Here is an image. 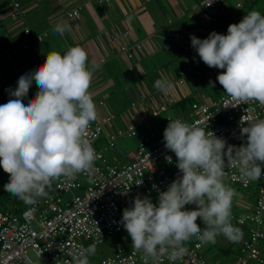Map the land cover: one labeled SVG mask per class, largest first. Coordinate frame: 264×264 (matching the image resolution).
Instances as JSON below:
<instances>
[{"label":"clouds","instance_id":"obj_1","mask_svg":"<svg viewBox=\"0 0 264 264\" xmlns=\"http://www.w3.org/2000/svg\"><path fill=\"white\" fill-rule=\"evenodd\" d=\"M213 2L208 0L205 6ZM68 31L71 25L63 21L52 28L59 35ZM190 40L204 64L223 70L216 80L228 96L238 103L255 101L264 106L261 12H248L239 23L228 26L226 35L212 31L204 39L192 35ZM87 61L88 55L79 45L69 47L63 55L52 51L42 65L18 78L15 90H9L11 98L0 104V168L9 177L3 188L27 204L46 197L53 180L75 179L88 171L97 158L84 138L97 118L89 88L98 66L89 68ZM33 80L37 91L26 100ZM209 85L215 87L212 81ZM172 86L166 77L154 83L160 92ZM168 120L164 146L174 153L180 175L159 192L157 203L148 196L135 197L119 222L133 249L141 253L143 264H158L163 256L170 261L182 259L187 251L185 242L192 237L204 244H214L220 235L238 241L242 231L231 220L233 197L240 194L224 183L226 167L238 169L245 182L264 177V118H251L240 129L246 139L239 147L206 131L208 119L204 127L178 118ZM166 159L172 163L171 156ZM187 205L195 207L188 210ZM72 249L74 264H90L89 256L96 252L95 244H74Z\"/></svg>","mask_w":264,"mask_h":264},{"label":"built area","instance_id":"obj_2","mask_svg":"<svg viewBox=\"0 0 264 264\" xmlns=\"http://www.w3.org/2000/svg\"><path fill=\"white\" fill-rule=\"evenodd\" d=\"M207 2L208 0H200L199 5L205 9L209 8L205 6ZM223 2L224 0H214L210 8ZM236 4L241 5V0H237ZM14 5L17 6L18 2H14ZM79 15L78 8L66 12L69 18H77ZM22 32L33 41H39L43 36L42 33L31 35L27 26L22 28ZM173 35L175 39L184 37L178 30H173ZM29 40L22 41L13 48H4L2 55L11 58L15 53L26 49ZM134 47L139 48L140 45ZM182 47L186 49L188 45L184 44ZM120 50L127 56L135 53L134 49L126 48L124 44L120 45ZM187 72L197 73L199 70L188 63L185 64L177 70L179 83L183 82V76ZM103 103V99L98 100V104ZM167 107V103H160L151 110V115H157L167 110ZM254 117L264 118V106L255 101L238 103L225 92L211 101L192 100L187 110L173 115L165 113L161 122V137L154 129L149 130L147 134L138 136L133 156L129 161L110 164L104 150L115 145L114 139L117 136H137L138 121L131 120L124 127L112 126L107 135V144L100 149L93 145V142L101 132L103 124L113 122V113L97 115L84 136L97 153L91 169L77 174L75 179H55L53 191L46 188L48 195L37 198L34 205L27 204L18 212L0 209V264H74L71 255L74 244L88 247L102 236L123 230L122 223H119L123 210L132 206L135 197L143 198L150 194L158 196L159 192L167 190L168 185L180 175L174 153L164 146L163 132L168 119L178 118L189 125L199 127H204L208 119L206 131L223 138L227 145L239 147L246 139L241 136L240 129L247 126ZM168 156L172 157V163H168ZM225 177L231 183L240 182L243 186L251 183L242 180L238 169L231 165H227ZM139 181L141 183L137 184ZM256 182L257 192L251 211L244 216L232 213L231 223H242L246 220L254 222L241 251L247 250L246 255L258 257V261L264 264L259 247V240L264 236V177ZM81 238L91 239V242L86 244ZM203 245L204 243L196 238L193 245L185 246L187 251L182 259L170 261L167 256H163L158 264H215L207 262L200 253L199 249ZM245 261V256H238L239 264H244ZM101 263L143 264V261L141 253L133 249L131 241L128 250L118 245L113 255L106 256Z\"/></svg>","mask_w":264,"mask_h":264},{"label":"crops","instance_id":"obj_3","mask_svg":"<svg viewBox=\"0 0 264 264\" xmlns=\"http://www.w3.org/2000/svg\"><path fill=\"white\" fill-rule=\"evenodd\" d=\"M14 2H18V5L15 6ZM244 3L247 6L243 8H247V12L253 2L245 0ZM73 8L79 9V17L69 18L66 16V12ZM231 12L232 10L227 6V0L220 6L208 9L201 7L197 0H0V42L3 45L0 48V71H7V75L0 77V85L17 81L21 75L42 65L45 57L40 54L41 59L35 55L32 59L26 52L32 46L38 51L48 49L52 40L48 41L47 37L51 34L52 38L60 39L63 54L69 47L76 45L83 47L85 43L87 44V55L92 59L91 62H88V67L91 68L93 64L98 66L93 73L89 88L96 105L97 115L111 112L115 126L122 127L131 120L138 121L137 126H139L143 121L148 120L147 122H149L151 117H157L163 113L161 111L157 115H151V110L160 103H167L169 107L171 104H176L175 102L184 95H192V100L204 101L200 99L194 89L197 86L206 85V81L214 80L223 70L210 68L200 60L191 46L190 36L194 35L204 39L212 31L226 35L231 22L233 20L240 22L248 13L240 18H232ZM61 21L70 24L71 31L65 32L63 35L52 33L53 26ZM219 21L222 23H218ZM24 26L29 27L31 35L42 33V38L39 41L31 40L23 34ZM173 30L181 31L184 37L175 39ZM26 40H29V46L26 49L15 53L11 58L1 59L4 48L16 47ZM41 42L43 45L39 44ZM121 44H124L128 49H134L135 53L132 56H127L124 51L120 50ZM137 44L140 45L139 48L134 47ZM184 44L188 45L187 50L182 47ZM117 57L125 62L133 77V84L126 86L129 95L134 100L133 105L120 112L119 118L116 117L105 100L106 90H116L115 88L119 85L113 83L117 78L115 73H118L117 62L113 60ZM130 59H134V61L132 62ZM145 59H160V68L147 70L139 64L141 61L143 64ZM177 63H188L193 67H198L201 71L187 72L183 76L182 83L178 82L177 77L175 78L177 85L174 84L171 89L165 92L157 91L154 87L155 81L165 77L170 81L174 79L173 74L176 77ZM106 72L110 75L106 76ZM149 75L151 78H148ZM36 88V82L33 80L27 99L34 97ZM99 99H103L104 103L98 104ZM152 125L155 126L153 121ZM108 128L109 126L105 128V137L108 135ZM154 130L159 137L162 136L161 123L159 129ZM140 135L139 131L137 136L126 135L135 138L134 148L128 152L129 160L133 156ZM107 158L108 161L116 160V156L111 154H107ZM85 181L86 179H84ZM53 185L54 180L49 190L53 191ZM250 193H248L249 199ZM247 203L249 204V202ZM244 208L249 209L250 207L248 208L246 205ZM81 239L83 240V238ZM102 239L100 238L99 241ZM226 244H228V239L220 235L212 246L214 248ZM114 246L112 245L110 250H115L118 245ZM90 257L93 258V256Z\"/></svg>","mask_w":264,"mask_h":264},{"label":"rangeland","instance_id":"obj_4","mask_svg":"<svg viewBox=\"0 0 264 264\" xmlns=\"http://www.w3.org/2000/svg\"><path fill=\"white\" fill-rule=\"evenodd\" d=\"M234 2H235V0H227V6L232 10V12L230 14V16L232 18H235V17L240 18L241 16L245 15L247 12L254 11V10L259 11V12H261L262 15H264V0H252V2H253L252 6L249 7L250 10H248L247 12H246L247 8H238L234 5ZM262 10H263V12H262ZM218 23H222V21H219ZM231 23L235 24V23H239V22L233 20ZM47 39H48V41L52 40V44L49 46L48 49H45L44 51L43 50L38 51L35 47L32 46L31 48H29V50H27L26 54L28 56L30 55L29 57L32 59H34V55L38 59H41L40 54L43 57H46V55L52 51H57L62 55L63 51H62V45H61L60 39L52 38V34L49 37H47ZM39 44L43 45L42 42ZM2 46L3 45L0 42V48ZM68 46H69V44H68ZM86 46H87V44L84 43V46L82 48H84L86 53H87L88 50L86 49ZM24 51H23V53H25ZM1 59H6V58L2 56ZM91 60H92L91 56H88L87 65H89L88 62H91ZM130 60L132 62L134 61V59H130ZM145 60L146 61L143 64H142L143 61H141L139 64L143 65L149 71L152 70V68L154 70L155 68H158V67L160 68V66H161V64L159 62L160 59H145ZM113 61L117 62V68H118V73H115L117 75V78H116V81H114L113 83L119 84V85H118V87L116 86L117 87V88H115L116 90H110V91L106 90L107 95L105 97V100L107 101L108 105L111 107L113 112L116 114V117L119 118L120 112H122L124 110V108H128L130 105H133L132 103L134 100L129 95V90L127 87L128 84L129 85L133 84L132 83L133 77L128 71V66L125 65V62H122V60L119 57H117V59H114ZM103 68H104V66H103ZM6 73H7L6 70H1L0 71V77L1 78L4 77L5 75H7ZM105 75L109 76L110 74H108L106 72ZM111 76L115 77L113 75H111ZM173 76H174V79H172L171 81L169 80L172 85L176 84V82H177L174 74H173ZM148 78H151V75H149ZM109 80H107V82H109ZM210 81H212L215 84V87H210V85H209ZM16 82L17 81H13L11 83H5L4 85L3 84L0 85V104L7 103L8 100L11 98L9 96V90H15V88L17 86ZM152 83H154V82H152ZM194 90L196 91L197 95L200 96V99L204 100V101H211L214 97H216L220 93L225 92V90L219 84V82L216 80V78H214V80L206 81V85L200 86V87L197 86ZM36 91H37V88H36L35 92ZM25 99L27 100V97ZM188 107H189V101L186 99L183 103V106L179 105L176 108V110H177L176 112H181V111H183V109L187 110ZM169 112L172 114H175V111L172 109H169ZM163 115H164V113L160 114L157 117H151V120L149 122H147L148 120L143 121L139 126H137V129L141 133V135L147 134V132L150 129H159ZM115 120H117V119L115 118ZM152 121L155 123V126L152 125ZM134 139L135 138L127 137L126 135H122V137L119 136V138L116 140L115 146L112 149H109L108 151H105V152L107 154L115 155L116 160H119L120 162H127V161H129V158H128L129 153L128 152L132 151L134 148V145H135ZM94 144L97 148H100V149L103 148V146L106 144V137H105L104 132L100 134L99 138L94 142ZM0 175H3V179L8 181V179H9L8 174L5 173L2 168H0ZM223 180H224V183L226 184V179L223 178ZM254 184L252 182V184H250L251 186L249 188H239L233 184H229V183L227 184L228 186L237 189V193L240 194L238 196L233 197L232 212H236V213H240V214L245 213V211L243 210V207H246L247 202L250 201V199L248 198L249 197L248 193L250 190H253V189L256 190V188H257L256 183H254ZM147 196L151 198L153 203H157L158 196H156L154 194H150ZM185 207H186V209H190L191 205H187ZM263 218H264V216H263ZM197 224L200 227L204 226L203 223L199 219L197 220ZM263 230H264V225H263ZM83 240H84V242H87V240L85 238H83ZM129 240L131 241V238L128 235L126 229H123L121 232L115 233L108 238H103L102 241H99L95 244L96 254L92 255L93 258H91V261H92L91 264H101L100 260L102 258H105L106 256L113 255V251H112L113 249L110 250L112 245H115V246L116 245H124V246L128 247L130 245ZM259 242H260L261 251L264 255V236H262L260 238ZM200 253L202 254V256H204L206 258L207 262H211V263H215V264H239L237 262L239 254L237 253V244L236 243L230 244V251L228 253H225V254L222 253L221 251L217 250V249H214L212 244H209V245L206 244ZM29 255L33 257V255L31 253H29ZM89 259H90V256H89ZM249 264H253V261L250 260Z\"/></svg>","mask_w":264,"mask_h":264},{"label":"trees","instance_id":"obj_5","mask_svg":"<svg viewBox=\"0 0 264 264\" xmlns=\"http://www.w3.org/2000/svg\"><path fill=\"white\" fill-rule=\"evenodd\" d=\"M244 1L245 0H241V5H237L236 3H237V0H235V2H234V5L236 6V7H238V8H243L244 7V5L245 6H247L246 5V3H244ZM200 2V0H197V3H199ZM226 2V0H224V2L223 3H225ZM222 3V4H223ZM222 4H219V5H215V6H220V5H222ZM214 6V7H215ZM210 8V7H209ZM208 9V8H207ZM181 39V38H180ZM188 48H186V49H184V50H187ZM178 60V59H177ZM185 64H187V63H183V64H180V63H177L176 64V68H175V73H176V78H177V70L178 69H180V68H182ZM175 67V66H174ZM195 68H197L199 71H201V69H199L198 67H195ZM192 95H184V96H182L177 102H175L176 104H171L168 108H167V110H165V111H163V113L165 114L166 112L167 113H169V114H172V113H170L169 112V109H172V110H174L175 112H176V108L179 106V105H181V106H183V103H184V101L187 99L188 101H189V103L192 101ZM177 113V112H176ZM173 115V114H172ZM112 121H113V119H112ZM106 126H109V128L107 129L108 130V133L112 130V126H115L114 124H113V122H110V123H106V124H103V127H102V130H101V132L99 133V135L97 136V138L94 140V142L99 138V136H100V134L101 133H103L104 131H105V128H106ZM125 126V125H124ZM123 126V127H124ZM120 127V126H119ZM137 135H138V131H137ZM117 137H119V136H117ZM117 137H115V139H114V144H115V141H116V139H117ZM107 135H106V144H107ZM94 142H93V145H95L94 144ZM112 147H109L108 148V150L109 149H111ZM108 150H104V154H105V157H106V159H107V161H108V158H107V154H106V152L105 151H108ZM116 162H118L117 160H115V161H108V163H116ZM120 162V161H119ZM224 178L226 179V184H233V185H235V186H237V187H239V188H249L251 185L250 184H252V182H253V184L254 183H256V186H257V182L256 181H251V183L248 185V186H243L240 182H233V183H231L229 180H227V178L224 176ZM7 181L6 180H4L3 179V175H0V209H9V210H12V211H14V212H18V211H20L21 209H23L26 205H27V203H25L23 200H21V199H19V198H17V197H15V196H13V195H11L10 193H8L7 191H5L4 190V188H3V185L6 183ZM255 185V184H254ZM235 189V188H234ZM236 190V192H237V189H235ZM256 190H257V188H256ZM255 189H253V191L252 190H250L249 191V193H250V195H251V197H250V199H251V202L249 201V204H250V206H249V204L247 203L246 205L248 206V208L249 209H247V208H244L243 207V210L245 211V213H247V212H249V211H251V209H252V206H253V202H254V199H255V195H253L254 194V192H257ZM253 196V197H252ZM194 205H191V208L190 209H188V210H191V209H194ZM245 209H247V210H245ZM233 214H235V215H241V216H244L245 215V213L244 214H240V213H236V212H232ZM264 216V215H263ZM264 218L262 217V225H264V220H263ZM233 225L234 226H236V227H238V228H240L241 229V231H242V236L240 237V239L238 240V241H236V242H232V241H229L228 240V244H226V245H221V246H219V247H214V249H217V250H219V251H221L222 253H228L229 251H230V244H232V243H236L237 244V253L239 254L238 256H245V258H246V261H245V263L244 264H249V261L250 260H252L253 261V264H261V262L260 261H258V257H255V256H251V255H246V253H247V250H244V252H242L241 250H242V248H243V242H244V240H246V238L248 237V234H249V229H250V227L251 226H253L254 225V222H252V221H249V220H246V221H244V222H242V223H238L237 221H234V223H233ZM204 226H201V228H203ZM122 231V230H121ZM121 231H116V232H114V233H112V234H110V235H108V236H106V237H110L111 235H113V234H115V233H119V232H121ZM221 236H223V235H221ZM105 237V236H104ZM103 236L101 237V238H104ZM227 239V238H226ZM87 240V242H85L86 244L87 243H90L91 242V239H86ZM195 240H196V237H192L189 241H187V242H185V246H191V245H193V242H195ZM97 242H99V240H97L94 244H96ZM204 245H206V244H204ZM204 245L199 249L200 251H201V249L202 248H204ZM123 246V248H124V250H128L129 249V247L131 246V242H130V245L128 246V247H126V246H124V245H122ZM116 247V246H115ZM259 247H260V242H259ZM116 249V248H115ZM261 249V248H260ZM113 253H114V250H113ZM260 255H262L263 257H264V255H263V253H262V251H261V254ZM262 257V258H263ZM91 258L92 257H90V259H89V261H90V264L92 263V261H91ZM103 259V258H102ZM102 259L100 260V263H101V261H102ZM237 262H238V259H237ZM209 263H211V262H209ZM239 263V262H238ZM102 264V263H101Z\"/></svg>","mask_w":264,"mask_h":264}]
</instances>
